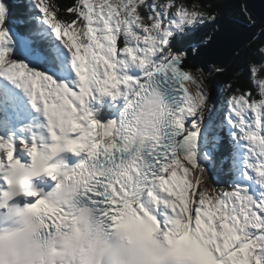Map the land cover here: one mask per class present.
Segmentation results:
<instances>
[{
	"label": "snow or ice",
	"instance_id": "obj_1",
	"mask_svg": "<svg viewBox=\"0 0 264 264\" xmlns=\"http://www.w3.org/2000/svg\"><path fill=\"white\" fill-rule=\"evenodd\" d=\"M28 3L40 14L28 22L35 19L38 27L17 40L23 55L39 58V67L13 55L16 41L0 0V79L22 91L39 115L38 123L16 124L14 130L10 117L6 133L0 122V207L16 198L47 236L68 229L74 221L68 208L51 203L48 191L20 181L41 176L58 186L59 161L71 170L66 178H80L75 205L86 202L130 244L159 237L177 246L182 239L185 245L177 247L189 264H264V198L253 199L242 184L210 185L204 167L216 166L207 140L202 144L203 120L212 107L204 86L225 70L190 69L187 50L175 47L216 22L213 5L73 0L62 9L55 0L47 6L46 0ZM238 11L253 27L246 6ZM254 43L259 33L247 47ZM191 50L196 54L198 47ZM258 51L260 62L249 66L251 88L228 96L221 126L228 130L233 170L239 159L243 179L255 177L264 189V44ZM100 96L124 101L118 121L94 118L89 105ZM9 106L15 112L11 98ZM145 106L154 108L160 122L150 138H141L132 125L133 114Z\"/></svg>",
	"mask_w": 264,
	"mask_h": 264
},
{
	"label": "clouds",
	"instance_id": "obj_2",
	"mask_svg": "<svg viewBox=\"0 0 264 264\" xmlns=\"http://www.w3.org/2000/svg\"><path fill=\"white\" fill-rule=\"evenodd\" d=\"M159 123L154 108L148 106L132 116L141 138L155 135ZM57 164L59 185L45 195L57 207L68 208L74 221L68 229L47 236L16 198L4 201L0 207V264H189L177 246H169L162 238L130 244L110 231L86 202L75 205L80 178H66L71 170ZM121 171H127V166L122 165ZM40 178L29 176L25 181L21 176L20 181L31 188Z\"/></svg>",
	"mask_w": 264,
	"mask_h": 264
},
{
	"label": "trees",
	"instance_id": "obj_3",
	"mask_svg": "<svg viewBox=\"0 0 264 264\" xmlns=\"http://www.w3.org/2000/svg\"><path fill=\"white\" fill-rule=\"evenodd\" d=\"M11 0H5V3H10ZM56 3L63 9L68 7L73 0H55ZM189 2V0H186ZM197 3L211 4L213 5V10L216 11L217 20L215 23H206L195 31L192 35L185 37L180 41L175 47L177 50H184L190 43H198L206 41L214 28V26L223 18L231 17L242 22H245L243 18L239 15V6L242 3V0H221L216 2H210L207 0H194ZM15 7V5H14ZM65 15H68L65 13ZM33 24V23H32ZM264 44V29L259 32V43H254L251 47H243L236 55V57L223 69L225 70V75H217L213 73L209 83L207 85L210 99L214 97L217 92H224L226 90V95L229 96L237 88L242 90H247L251 88L249 83V66L252 62H260V54L258 48ZM243 53V55H241ZM231 85V87H228ZM225 143H227L225 141ZM229 144V142H228ZM223 149V148H222ZM224 151L218 152L215 160L222 163V157L224 156ZM208 178L210 185H220V182L213 178V174L208 170Z\"/></svg>",
	"mask_w": 264,
	"mask_h": 264
},
{
	"label": "water",
	"instance_id": "obj_4",
	"mask_svg": "<svg viewBox=\"0 0 264 264\" xmlns=\"http://www.w3.org/2000/svg\"><path fill=\"white\" fill-rule=\"evenodd\" d=\"M242 3L255 21L253 27L249 28L245 22L231 17L223 18L215 25L209 40L200 47L196 55L188 51V60L185 61L187 67L195 68L200 65L205 73L209 71V65L224 68L249 44L251 36L264 29V0H242Z\"/></svg>",
	"mask_w": 264,
	"mask_h": 264
},
{
	"label": "rangeland",
	"instance_id": "obj_5",
	"mask_svg": "<svg viewBox=\"0 0 264 264\" xmlns=\"http://www.w3.org/2000/svg\"><path fill=\"white\" fill-rule=\"evenodd\" d=\"M49 1H50V3L53 2V0H49ZM180 2H181V3H187L186 0H180ZM55 3H56V1H55ZM46 6H47V3H46ZM12 37H13V36H12ZM13 39H14V37H13ZM197 67H201V66H200V65H197ZM206 87H207V86H204V90L208 93ZM188 91H189L190 93L192 92V86H191V85L189 86Z\"/></svg>",
	"mask_w": 264,
	"mask_h": 264
},
{
	"label": "bare ground",
	"instance_id": "obj_6",
	"mask_svg": "<svg viewBox=\"0 0 264 264\" xmlns=\"http://www.w3.org/2000/svg\"><path fill=\"white\" fill-rule=\"evenodd\" d=\"M5 116H6V114H5ZM3 119V118H2ZM3 121H4V119H3Z\"/></svg>",
	"mask_w": 264,
	"mask_h": 264
}]
</instances>
